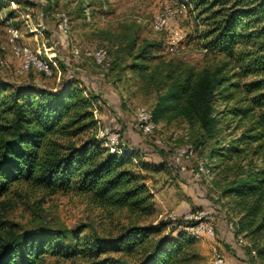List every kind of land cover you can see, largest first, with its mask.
Instances as JSON below:
<instances>
[{
	"label": "trees",
	"instance_id": "16d2710c",
	"mask_svg": "<svg viewBox=\"0 0 264 264\" xmlns=\"http://www.w3.org/2000/svg\"><path fill=\"white\" fill-rule=\"evenodd\" d=\"M191 1L205 15L204 48L225 60L176 79L165 75L168 82L156 92L151 118L157 125L178 118L198 125L204 139L214 138L220 125L234 124L231 140L209 157L226 181L220 195L231 205L235 239L246 241L247 264H264V0ZM135 46L131 38L124 47L128 67L144 72L153 44ZM96 97L74 79L56 91L35 81L0 80V198L29 184L51 194L85 195L110 213L125 211L133 221L116 235L86 237L83 225L17 230L0 216V264H46L49 255L79 258L70 264H126L112 254L133 257L131 264H199L188 233L172 235L170 221L143 222L154 207L141 172L161 171L164 162L134 165L139 153L126 145L122 154L110 152L91 133ZM216 104L223 109L216 112Z\"/></svg>",
	"mask_w": 264,
	"mask_h": 264
},
{
	"label": "rangeland",
	"instance_id": "374dc122",
	"mask_svg": "<svg viewBox=\"0 0 264 264\" xmlns=\"http://www.w3.org/2000/svg\"><path fill=\"white\" fill-rule=\"evenodd\" d=\"M0 10V80L10 83L35 81L55 91L66 79H74L90 92H97L92 100L96 135L98 126L109 127L120 133L124 145L127 130L140 132L133 127L135 109L144 107L151 110L159 87L163 86L165 75L171 72L174 79L185 71L197 73L204 68L220 65L224 56L204 48L205 15L195 8L191 0H4ZM13 3V4H12ZM186 3L187 6H181ZM165 8L175 13L173 28L178 33L173 36L168 30L157 31L152 26L154 16ZM14 9V10H12ZM64 13L68 19V34L62 35L57 29L58 17ZM25 15L37 26L40 34L34 36L25 26ZM19 30V42L33 51L40 49V57L54 53L51 60L52 75L31 69L18 75V60L8 49L2 50L8 39V27ZM135 39L136 48L142 44H153L151 57L144 72H132L128 64L131 58L124 47L129 39ZM84 49L102 48L107 52L109 65L102 66L93 59L82 57L73 59L72 46ZM43 48L45 50H43ZM95 95V94H94ZM215 111H221L216 104ZM219 126L212 139L203 137L198 125H190L182 119L160 122L153 138L163 146L156 147L151 139H144L158 148L163 158L161 171H142L145 183L153 198L154 213L144 219V223L170 221L168 232L175 235L185 231L195 239L193 250L200 256L199 264H215L221 257L223 264H247L246 252L233 235L234 214L231 205L221 198V190L226 181L210 160V150L229 142L234 124ZM238 132H235L237 134ZM204 140L202 145L198 141ZM194 147V154L182 161L184 170L172 163L175 149ZM141 159H132L136 165ZM199 162L207 164L211 179L193 178V169ZM138 166V164H137ZM208 211L209 222L214 235L207 237L190 234L189 226L201 219H187L186 215ZM173 214L174 219H168ZM1 219L11 221L17 230L53 228L70 230L79 225L85 227L84 236H113L120 227L133 220L125 211L112 213L97 207L90 199L74 192L49 193L47 190L20 184L13 187L8 195L0 198ZM120 257L131 264L133 257ZM78 257L62 258L46 256V264H70Z\"/></svg>",
	"mask_w": 264,
	"mask_h": 264
},
{
	"label": "built area",
	"instance_id": "2783aa9c",
	"mask_svg": "<svg viewBox=\"0 0 264 264\" xmlns=\"http://www.w3.org/2000/svg\"><path fill=\"white\" fill-rule=\"evenodd\" d=\"M181 6L186 7L187 4L182 3ZM174 17L175 13L169 8H165L158 15L154 16L152 20V26L157 31L168 30L173 36H177L178 33L172 26L174 24ZM24 22L29 32L33 33L34 36L40 34L37 26L31 22V20L28 18V15H25ZM56 26L62 35L66 36L68 34V19L64 13L59 14L58 23ZM19 36V30L14 26H9L7 43L5 45H1L2 50L8 49L11 55L18 60L19 64L16 69V73L18 75H22L31 69H36L43 72L46 76H51L53 72L51 70L50 64L54 63L51 60L52 56H54V53H50V55L46 53V59H43L40 57V49L33 51L29 46L21 44L18 41ZM43 50L45 49L43 48ZM71 54L73 59L87 57L93 59L99 65L106 67L109 65L107 52L102 48L82 50L80 46L74 45L71 47ZM134 115L135 123L133 127L142 134L143 138L151 139L152 143L156 146H163V143L159 139L151 138L157 129V124L152 120L150 110H147L144 107H137L135 109ZM96 122L98 123L97 120ZM96 137L102 140L104 146L107 147L110 152L116 154L123 153L122 148L124 143L120 138V133L114 132L106 126H98V133L96 134ZM193 154L194 147L191 145H187L185 148H177L174 151L172 163L180 170H184L182 165L183 159L190 158L193 156ZM192 176L196 179L201 177L211 179L210 170L207 167V164L202 162H199L195 169H193ZM207 213L208 211H200L199 213L185 216V218L190 220L201 219L197 224L188 227L192 236L197 237L198 235H205L207 237H212L214 235V229L212 224L209 222ZM167 218L172 220L175 217L173 214H171ZM232 225L233 224L230 223V227H232ZM237 242L240 245L246 244V241L240 235L237 236ZM215 264H223L222 258L217 257Z\"/></svg>",
	"mask_w": 264,
	"mask_h": 264
},
{
	"label": "crops",
	"instance_id": "0c3cea01",
	"mask_svg": "<svg viewBox=\"0 0 264 264\" xmlns=\"http://www.w3.org/2000/svg\"><path fill=\"white\" fill-rule=\"evenodd\" d=\"M93 94L98 95V93L94 91ZM125 133L126 146L137 150L139 153L138 157L141 160L154 164H160L164 161L163 158H166L165 155H162L161 152H159L160 150L158 148L161 147L156 146L158 148H154L151 144L144 140L142 135H140L136 131L127 130V132Z\"/></svg>",
	"mask_w": 264,
	"mask_h": 264
}]
</instances>
